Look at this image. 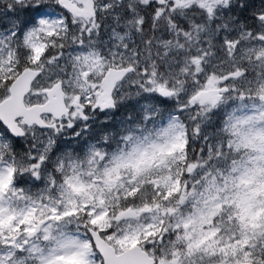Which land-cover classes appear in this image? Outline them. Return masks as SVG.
Segmentation results:
<instances>
[{"label": "snow or ice", "instance_id": "1", "mask_svg": "<svg viewBox=\"0 0 264 264\" xmlns=\"http://www.w3.org/2000/svg\"><path fill=\"white\" fill-rule=\"evenodd\" d=\"M0 264H264V0H0Z\"/></svg>", "mask_w": 264, "mask_h": 264}]
</instances>
